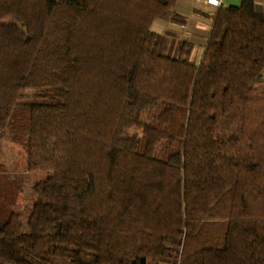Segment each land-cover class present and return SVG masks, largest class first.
Segmentation results:
<instances>
[{
  "label": "trees",
  "instance_id": "obj_1",
  "mask_svg": "<svg viewBox=\"0 0 264 264\" xmlns=\"http://www.w3.org/2000/svg\"><path fill=\"white\" fill-rule=\"evenodd\" d=\"M176 1L0 0V137L50 172L0 264H264V14L218 6L195 63Z\"/></svg>",
  "mask_w": 264,
  "mask_h": 264
},
{
  "label": "crops",
  "instance_id": "obj_2",
  "mask_svg": "<svg viewBox=\"0 0 264 264\" xmlns=\"http://www.w3.org/2000/svg\"><path fill=\"white\" fill-rule=\"evenodd\" d=\"M254 3L256 10L264 14V0H254ZM221 5L226 6L227 4L222 0ZM217 8L207 0H177L173 10L183 14L186 17V22L177 23L172 21L169 16H164L154 20L151 28L158 33H173L179 37V40L192 41L196 45L195 50L201 46L203 51ZM199 36H205V38H199ZM256 83H260L261 89L264 90V68ZM11 173L14 174V171ZM18 195L19 188L15 176H8L6 172L0 174V213L18 210Z\"/></svg>",
  "mask_w": 264,
  "mask_h": 264
},
{
  "label": "rangeland",
  "instance_id": "obj_3",
  "mask_svg": "<svg viewBox=\"0 0 264 264\" xmlns=\"http://www.w3.org/2000/svg\"><path fill=\"white\" fill-rule=\"evenodd\" d=\"M177 2V1H176ZM240 0H224V3L227 5L230 4H238ZM175 6V5H174ZM168 15H162L159 17H164ZM158 17V18H159ZM157 19V18H156ZM155 19V20H156ZM154 22V21H153ZM152 22V23H153ZM152 26V24H151ZM152 29V28H151ZM168 34V33H165ZM169 35V34H168ZM172 37L173 47L178 42V36L169 35ZM11 38V37H9ZM199 38H205V36H199ZM162 52H166V50H162ZM202 55V47L198 46L194 51V55L192 56V61L198 63L200 57ZM255 85L261 89L260 83H255ZM156 107H150L143 109L140 113V119L143 122H152L155 118L153 113H156ZM141 127L138 125H132L125 130V135H129L134 131H140ZM162 148H157V154L160 155L162 153ZM0 165L6 171L8 176L14 175L17 179L18 188H19V212L21 214V219L24 223V230L27 231L26 220L31 211L33 204L38 200L37 194L33 190V184L45 176L49 175L48 171H27V153L23 146L16 143L12 137L6 133L0 137ZM14 171V174L11 173ZM10 172V173H9Z\"/></svg>",
  "mask_w": 264,
  "mask_h": 264
},
{
  "label": "built area",
  "instance_id": "obj_4",
  "mask_svg": "<svg viewBox=\"0 0 264 264\" xmlns=\"http://www.w3.org/2000/svg\"><path fill=\"white\" fill-rule=\"evenodd\" d=\"M208 2L212 3L215 6H220L222 3V0H207Z\"/></svg>",
  "mask_w": 264,
  "mask_h": 264
}]
</instances>
